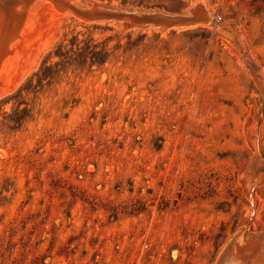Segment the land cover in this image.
<instances>
[{"label": "rangeland", "instance_id": "rangeland-1", "mask_svg": "<svg viewBox=\"0 0 264 264\" xmlns=\"http://www.w3.org/2000/svg\"><path fill=\"white\" fill-rule=\"evenodd\" d=\"M0 3V264H218L233 240L221 264L248 256L264 233V0ZM75 35L101 62L28 83Z\"/></svg>", "mask_w": 264, "mask_h": 264}, {"label": "trees", "instance_id": "trees-1", "mask_svg": "<svg viewBox=\"0 0 264 264\" xmlns=\"http://www.w3.org/2000/svg\"><path fill=\"white\" fill-rule=\"evenodd\" d=\"M74 40L70 44L66 43L65 40L60 42L56 48L53 50V53L56 57L59 58L54 64L49 63L50 56L45 59L41 65V67L32 75V77L28 80V83L33 84L34 79L37 80V85L42 84L44 81H50L54 76L58 73V63H73L79 62L81 59L82 62H89L90 66H93L95 61L93 59V43H85L82 44L81 41L78 42V37L73 36Z\"/></svg>", "mask_w": 264, "mask_h": 264}, {"label": "water", "instance_id": "water-1", "mask_svg": "<svg viewBox=\"0 0 264 264\" xmlns=\"http://www.w3.org/2000/svg\"><path fill=\"white\" fill-rule=\"evenodd\" d=\"M93 13H106V14H111V15H122V16H127V15H131V16H135V17H141V18H145V17H151V18H155L158 20H174V21H178L179 19L177 16H173L170 14H166L163 13L159 10H134V9H126V8H112V7H106V6H96L92 8ZM180 18V17H179ZM173 23V22H172ZM253 247L247 250V254H258L260 252H264V233L261 234L259 236V238H256L253 240ZM235 241L233 240L232 242H230L226 248L223 251V255L226 253V256H228V254L231 252V250L233 251L234 247H235ZM224 257V258H225ZM223 260H221L222 262ZM221 262L219 261L218 264H221Z\"/></svg>", "mask_w": 264, "mask_h": 264}, {"label": "bare ground", "instance_id": "bare-ground-1", "mask_svg": "<svg viewBox=\"0 0 264 264\" xmlns=\"http://www.w3.org/2000/svg\"><path fill=\"white\" fill-rule=\"evenodd\" d=\"M58 1V0H57ZM73 1H75V0H73ZM74 3V2H73ZM1 4V3H0ZM11 4V3H10ZM66 5V4H65ZM206 6V5H205ZM22 7V6H21ZM29 7V6H28ZM60 7V6H59ZM65 7V6H64ZM197 7V6H196ZM9 8V7H8ZM61 8V7H60ZM66 8V7H65ZM198 8V7H197ZM202 8V7H201ZM69 10V9H68ZM71 10V9H70ZM202 10V9H201ZM204 10V9H203ZM19 11V10H18ZM60 11H62V10H60ZM65 11H66V9H65ZM195 11H197V10H195ZM67 12V11H66ZM196 13V12H195ZM198 13V12H197ZM202 13V12H201ZM201 13H199V14H201ZM198 14V15H199ZM13 15V14H12ZM204 15V14H203ZM197 16V15H196ZM200 16V15H199ZM198 16V17H199ZM202 16V15H201ZM209 16L210 17H212L211 15H210V13H209ZM203 17V16H202ZM204 17H205V15H204ZM189 19V18H188ZM201 19V18H200ZM190 20V19H189ZM196 20H197V18H196ZM198 21V20H197ZM201 21V20H200ZM211 21V20H210ZM7 23H8V19H7V15H6V12L5 11H3V10H1V12H0V41L3 39L4 41H5V38H7L6 37V35H8V33H10V28H8V25H7ZM164 23H167V22H164ZM184 23V22H183ZM201 23H203V22H201ZM188 24V23H187ZM190 24V23H189ZM194 24V23H193ZM197 24V23H196ZM185 25H186V23H185ZM3 41V42H4ZM13 42V41H12ZM11 42V43H12ZM1 46V45H0ZM10 46V45H9ZM0 49H1V47H0ZM10 50V49H9ZM9 53V52H8ZM6 55V54H5ZM7 56V55H6ZM2 56H0V58H1ZM3 60V59H2ZM2 60H1V62H2ZM3 65V64H2ZM1 70V69H0ZM252 198V197H251ZM261 224V223H260ZM263 224V223H262ZM262 231V230H261ZM260 232V231H259ZM258 232V233H259ZM255 234V233H254ZM262 234V233H261ZM260 236V235H259ZM238 238V237H237ZM236 238V239H237ZM246 238H248L247 236H246ZM246 238H244V239H246ZM239 239V238H238ZM238 239H237V241H238ZM243 239V238H242ZM240 241H241V239H239ZM243 241H241V243H242ZM244 242H245V240H244ZM252 242V243H251ZM240 243V242H239ZM249 245H246V247H244V248H242V251L244 252V254L247 252V250L248 249H250V248H252L254 245V243H253V241L252 240H250V242L248 243ZM239 245V244H238ZM244 244H242V246H243ZM235 250V249H234ZM239 252V251H238ZM226 251H225V253H224V255L223 254H221V257H220V259H218L220 262H221V260H223L224 259V257L226 256ZM247 254V253H246ZM232 255V254H231ZM226 258V257H225ZM227 259V258H226ZM231 259V258H230ZM229 260V259H228ZM225 262V261H224ZM233 262V261H232ZM225 264H264V252H260V253H258V254H249L248 253V256H245V257H238V261L237 262H233V263H225Z\"/></svg>", "mask_w": 264, "mask_h": 264}]
</instances>
